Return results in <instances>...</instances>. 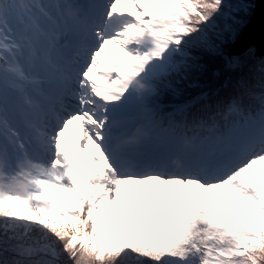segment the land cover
<instances>
[{
  "label": "snow or ice",
  "instance_id": "obj_1",
  "mask_svg": "<svg viewBox=\"0 0 264 264\" xmlns=\"http://www.w3.org/2000/svg\"><path fill=\"white\" fill-rule=\"evenodd\" d=\"M251 5L0 0V160L34 169L24 196L0 191V264H264V93L167 124L147 107L191 65L183 45L220 53ZM146 37L151 53L129 50Z\"/></svg>",
  "mask_w": 264,
  "mask_h": 264
},
{
  "label": "trees",
  "instance_id": "obj_2",
  "mask_svg": "<svg viewBox=\"0 0 264 264\" xmlns=\"http://www.w3.org/2000/svg\"><path fill=\"white\" fill-rule=\"evenodd\" d=\"M246 1L249 3V0ZM234 15L243 19L245 16L243 13ZM230 48L231 45H226L223 49L228 52ZM250 52L246 53L247 57L242 55L240 58L241 64L244 65L242 70V66L239 69L231 66L226 53L204 51L200 64L198 58L181 76L176 73L169 74L167 79L170 85H160L159 94L147 100L150 109L158 118L165 121L168 111L175 110L177 103H183L187 107L183 114L189 119L193 117L207 119L217 111L226 109L234 101L239 100L245 105L248 102V98L244 95L245 86H249L258 98L264 93V88L261 87L264 83V73L260 72V61H264V56L255 58ZM175 55L176 49L173 46L169 49V58ZM159 63L160 61L156 62L152 70ZM250 74L252 76H249ZM241 82L243 84H240ZM144 87L146 86H143V91H145ZM218 108L219 110H216Z\"/></svg>",
  "mask_w": 264,
  "mask_h": 264
},
{
  "label": "rangeland",
  "instance_id": "obj_3",
  "mask_svg": "<svg viewBox=\"0 0 264 264\" xmlns=\"http://www.w3.org/2000/svg\"><path fill=\"white\" fill-rule=\"evenodd\" d=\"M257 1L258 0H249V3H252V5H251L252 9H253V6L256 5ZM226 2L230 3L232 5H238L240 3H247L248 1H246V0H226ZM127 5H130V4H124V6H127ZM252 13H253V10L249 15L244 16V19L241 18L239 29H238L236 35L223 43L222 51L218 54L226 53V56L229 54L231 48L228 50V52H225V50L223 48L226 45H231V47L233 46L234 42L241 35V33L243 32V29L248 24ZM234 14H236V13L234 12L233 15ZM26 43L31 44L32 38L28 37V36H21L19 39L18 47L15 50V56L17 58H19L21 62L19 64L11 66V68L9 69V72L12 75H15V73L20 71L21 68H26L28 65V62H25L23 59L22 50L19 49L20 46H23ZM183 47L182 48L185 51H187L188 57L191 60V65H192V62H194V60H196L198 58H200V60L198 61V64L201 63V60H202L201 57L204 56L203 50H201L197 47H193L191 45V43H186L185 45H183ZM154 48H155V44L153 43V41L151 40L150 37H146L144 39V41L140 44H133V45L129 46V50L133 51L134 54L138 50L139 54H141V55H143L145 53H151L154 50ZM249 51H251L250 53L254 54L255 58L261 57V55H259V53L261 51L255 46H252L251 48H249L242 55L247 57L246 53H248ZM110 55L116 56V60H119V58L122 54L119 51H116ZM242 55L233 56V57L227 56L231 66L234 69L235 68L239 69V67L242 66V70H243L244 65L241 64L242 61L240 60ZM108 59H109V55L102 58V61L108 60ZM120 62L123 63L125 61H120ZM156 62H159V60H157L156 58H153V60L147 66V69L149 72L152 71V67L155 65ZM261 74H263V73H261ZM249 76H252V75L250 74ZM168 77H169V75H168ZM176 78H178V77H176ZM241 79H243V78H241ZM167 81H168V79H167ZM242 82H243V80H242ZM242 82L240 84H243ZM143 84L145 85L143 79H141L139 77H133L128 81L129 89L136 92V93H142L143 92ZM161 85H164V84H161ZM257 102H258V100H257ZM247 104H248V102L245 103V105H247ZM147 107H148V105H147ZM186 109H187V107L184 106L183 103H177V106H175V110H176L175 112L176 113H180V114L184 113L186 111ZM216 110H219V108ZM33 174H34V169L32 168V165H31L29 159H27V158L22 157V158H20V160L18 162H13L11 164H9L3 160H0V191L10 192V193H13V194H16L19 196H24L30 190L29 180L32 178ZM191 194H193V193H191ZM231 202L237 203V204L242 203V202L236 200V198H231ZM243 206L245 208L251 207L250 205H247V204H244ZM2 219L3 218H0V220H2ZM82 264H113V262L111 260H108V259L99 260L95 256L85 254Z\"/></svg>",
  "mask_w": 264,
  "mask_h": 264
},
{
  "label": "water",
  "instance_id": "obj_4",
  "mask_svg": "<svg viewBox=\"0 0 264 264\" xmlns=\"http://www.w3.org/2000/svg\"><path fill=\"white\" fill-rule=\"evenodd\" d=\"M252 46L257 47L264 56V0H258L253 13L241 35L234 42L227 56H240Z\"/></svg>",
  "mask_w": 264,
  "mask_h": 264
},
{
  "label": "bare ground",
  "instance_id": "obj_5",
  "mask_svg": "<svg viewBox=\"0 0 264 264\" xmlns=\"http://www.w3.org/2000/svg\"><path fill=\"white\" fill-rule=\"evenodd\" d=\"M120 6H121V7H125V8H130V7H131L130 5L124 6V3H122ZM28 45H29V44L26 43L25 45L20 46V48H19V49L22 50V55H23V59H24L25 62H28V57H27V55H26ZM106 56H107V55H106ZM108 60H116V56H114V55H109V59H108ZM102 63H103V61H102ZM173 115H175L177 119L181 118V114H180V113H176V112H174V113H170V114H168V116H167L166 120L164 121V123L167 124V123L169 122V119H170ZM65 136L71 137V129L65 134ZM192 193H193V194H191V193H190V194L193 195V196H197V195H199V190H193Z\"/></svg>",
  "mask_w": 264,
  "mask_h": 264
},
{
  "label": "clouds",
  "instance_id": "obj_6",
  "mask_svg": "<svg viewBox=\"0 0 264 264\" xmlns=\"http://www.w3.org/2000/svg\"><path fill=\"white\" fill-rule=\"evenodd\" d=\"M42 35V34H41Z\"/></svg>",
  "mask_w": 264,
  "mask_h": 264
}]
</instances>
